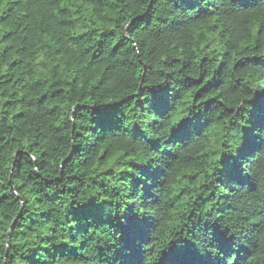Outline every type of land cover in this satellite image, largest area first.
Returning <instances> with one entry per match:
<instances>
[{"label":"trees","instance_id":"16d2710c","mask_svg":"<svg viewBox=\"0 0 264 264\" xmlns=\"http://www.w3.org/2000/svg\"><path fill=\"white\" fill-rule=\"evenodd\" d=\"M262 101L264 0H0V264H264Z\"/></svg>","mask_w":264,"mask_h":264},{"label":"snow or ice","instance_id":"6c2138e0","mask_svg":"<svg viewBox=\"0 0 264 264\" xmlns=\"http://www.w3.org/2000/svg\"><path fill=\"white\" fill-rule=\"evenodd\" d=\"M261 108L264 110V101L261 103ZM99 113L98 123L97 126L101 129L105 128V122L109 120V113L111 110L109 109H98ZM180 130H177V133ZM259 133L261 136H264V126H262L259 130ZM141 135H143L141 133ZM255 139V137L253 138ZM245 153L242 151L240 153V156L234 158L235 164L233 166L234 171H239L240 169V161L244 157ZM123 219L129 221V223L132 224H139L143 223L144 221L139 215V203H132L130 202L126 212L123 214ZM206 228L208 225L205 226ZM218 231V230H217ZM225 233H218L216 239L219 241L223 236H225ZM193 249L191 247H185L175 250L173 253L169 254V257L166 259H162L160 261V264H205V261L203 260H197L193 258Z\"/></svg>","mask_w":264,"mask_h":264},{"label":"water","instance_id":"95a60500","mask_svg":"<svg viewBox=\"0 0 264 264\" xmlns=\"http://www.w3.org/2000/svg\"><path fill=\"white\" fill-rule=\"evenodd\" d=\"M15 222L12 224L10 231L14 229Z\"/></svg>","mask_w":264,"mask_h":264}]
</instances>
